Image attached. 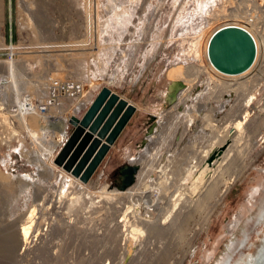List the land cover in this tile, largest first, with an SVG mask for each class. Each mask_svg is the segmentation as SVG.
<instances>
[{
	"label": "rangeland",
	"instance_id": "rangeland-1",
	"mask_svg": "<svg viewBox=\"0 0 264 264\" xmlns=\"http://www.w3.org/2000/svg\"><path fill=\"white\" fill-rule=\"evenodd\" d=\"M6 1L22 39L0 48V76L11 83L0 104V264H33L25 248L34 249V264H228L256 255L264 236V44L257 63L231 78L214 71L206 53L226 25L262 41L264 0ZM174 67L194 75L173 79ZM202 67L208 72L198 73ZM67 83L82 92L53 96ZM104 87L138 108L137 121L125 142L111 146L87 193L66 188L55 160L74 131L70 120L82 118ZM16 90L38 109L55 97L37 111L35 126L19 124ZM65 118L62 133L55 126ZM130 164L140 171L128 199L101 202L96 193L120 186V168ZM62 192L61 206L47 204ZM42 200L50 207L37 211L38 239L24 246L21 225ZM57 226L47 238L45 227ZM51 244L59 247L51 252Z\"/></svg>",
	"mask_w": 264,
	"mask_h": 264
},
{
	"label": "water",
	"instance_id": "water-1",
	"mask_svg": "<svg viewBox=\"0 0 264 264\" xmlns=\"http://www.w3.org/2000/svg\"><path fill=\"white\" fill-rule=\"evenodd\" d=\"M208 56L219 71L231 75L241 74L254 64L257 46L248 30L238 25H226L211 35ZM136 111L135 105L109 87H104L82 118H72L74 131L55 163L74 176L88 181ZM137 171V166H124L120 187L131 185Z\"/></svg>",
	"mask_w": 264,
	"mask_h": 264
},
{
	"label": "bare ground",
	"instance_id": "bare-ground-1",
	"mask_svg": "<svg viewBox=\"0 0 264 264\" xmlns=\"http://www.w3.org/2000/svg\"><path fill=\"white\" fill-rule=\"evenodd\" d=\"M207 8V7H206ZM208 8H210V7H208ZM206 12V11H205ZM234 17H236L235 15H233ZM255 16V15H254ZM246 17L248 18V19H250L249 20V24L250 25H255L254 24V22H253V20H252V18L251 17H249L248 15H246ZM239 26V25H238ZM250 32V31H249ZM251 34H252V36H253V38H254V40H255V42H256V46H257V56H256V59H255V62H254V64L252 65V66H254L256 63H257V61H258V59H259V55H260V48L262 47V45L264 44V35H261L262 36V41H261V39L260 38H258V35H256L255 33H253V32H250ZM203 35H204V29H200V31H199V34L194 38V42L192 43V47H191V50H193V51H195L196 52V57H198V55H199V50H198V47H199V43H201L200 42V40L202 39V37H203ZM209 42V41H208ZM209 44V43H208ZM208 44H207V49H208ZM5 47V44H4V42L2 41V42H0V48H4ZM206 55H207V59H208V61H209V64H210V66H211V68H213L214 69V71H217L220 75H223L224 77H228V78H231V77H235L236 75H239V74H236V75H231V74H226V73H223V72H221V71H219L212 63H211V61H210V59H209V56H208V51H207V53H206ZM4 66L6 67V68H8L9 70H11V71H13L14 69H15V62L14 61H8V62H4ZM193 68V67H192ZM203 68V69H202ZM202 68H199V70H197L198 71V73H200V74H202V73H207L208 72V69L206 68V67H202ZM187 72V73H186ZM216 72V73H217ZM199 74V75H200ZM191 75H194L193 74V71H191V68H186V70H184V68H182V67H174V69H172L171 71H170V74H169V76L171 77V78H173V79H179V78H182V77H185V79L187 80V78H189ZM241 75V74H240ZM212 77V76H211ZM9 78L10 77H6V76H4V75H1L0 76V104H4V100H6L7 98H9V93H10V90H9V88H10V81H9ZM211 79V81L213 82V83H215V85L219 88V87H225V88H228L223 82H225V81H222V80H217V79H215V77L213 76L212 78H210ZM179 85H177V89H179V90H181V89H183L184 88V85L182 84V83H178ZM238 84V85H237ZM237 84H235V85H237L234 89H238V88H241L242 87V83H237ZM191 86V85H190ZM189 88V86L187 85V89ZM111 89V88H110ZM112 90V89H111ZM217 90V89H216ZM17 91V94H16V98H17V104H15V106L14 107H18V111H19V113H18V115L20 116V118H19V124L24 128V127H28V120H29V125H30V123L32 124V126H35V124H36V121H37V118H35V115H38L37 114V111H40L41 109L42 110H46V107H48V105L49 104H51V102L52 101H54V99H55V97H56V92H61V93H63V91H64V93H66V94H68L69 96H71V97H75L77 94L79 95L81 92H82V87L80 86V85H76V84H67V85H63V87H59V89H55L54 91L55 92H53L54 94H53V96H55V97H53V98H49V99H51V100H47L45 103L43 102V107L41 108V109H38V107L41 105V103L39 102L38 104H34V106H36V107H33V105L31 104V103H28V102H23L22 100H21V97H20V92L18 91V90H16ZM56 93V94H55ZM175 94V93H174ZM244 95V93L241 95V96H243ZM5 98V99H4ZM250 98V97H249ZM255 99V96L254 97H252V98H250V102H249V104L253 101ZM246 102H247V100H246ZM133 104V103H132ZM134 105V104H133ZM248 105V103H246V106ZM11 108V107H10ZM13 111V110H12ZM16 111V110H15ZM41 112V111H40ZM4 114V113H3ZM39 114H41V113H39ZM2 115V114H1ZM5 115V114H4ZM3 115V116H4ZM10 115V114H9ZM8 115V116H9ZM6 117H7V115H6ZM4 118V117H3ZM5 120H6V118H4ZM72 120V119H71ZM71 120H70V122H71ZM245 120V119H244ZM57 122H58V120H56ZM66 121H67V118H65L62 122H60L59 124H56V126L55 127H57V126H59V130L60 131H62V133H64V132H66V129H67V124H66ZM11 123V122H10ZM238 123V125H237V128H240L241 127V125L243 124V122L241 121V122H237ZM7 124V123H6ZM155 126V125H154ZM21 127V128H22ZM15 128V127H14ZM155 128V127H154ZM153 128V129H154ZM153 129H152V131H151V133H149V134H152V133H154V131H153ZM15 131L16 132H18L19 131V129H18V126H16V128H15ZM42 134V133H41ZM38 136H39V133H37V134H32V138H38ZM53 136V135H52ZM152 139V138H151ZM104 142L103 143H105V139L103 140ZM54 154V153H53ZM53 154H52V152H51V154H50V156H53ZM56 164V163H55ZM57 165V164H56ZM130 165H134V166H137V168H138V171H137V173L134 175V177H133V182L131 183V185H128V186H124V187H120V186H118L117 185V188H115L114 190H110V188H108L107 186H105V187H103L104 188V191L103 192H99V193H96L97 194V198H99V200L102 202V201H104V200H108V201H112L113 199H115L117 196L118 197H120V198H122V199H128V197H127V195H125V192L128 190V189H131L132 187H134L135 186V184L137 183V180L139 179V174H138V172L140 171V167H138V165L137 164H130ZM60 166H58V168H59ZM61 168V170H60V172L62 171L65 175H66V177L64 176V178H65V180L67 181V184H69L68 186H65L66 188L68 187V188H70V186L71 187H73V188H76V189H78V190H81V191H83V192H86L87 193V191H88V188H87V186H93V184L90 182L91 180H92V178H90L88 181H84L83 179H81L80 177H76V176H74L73 174H71V173H69V172H67L66 170H64L62 167H60ZM62 173V175H64ZM138 174V175H137ZM68 175V176H67ZM120 178H121V176H120ZM63 180V179H62ZM74 180H76V181H74ZM121 180H122V178H121ZM80 181V182H79ZM81 181H82V183H81ZM91 183V184H87V183ZM98 182V181H97ZM64 184H65V181H64ZM143 183H140V185H142ZM63 187V186H62ZM82 187V188H81ZM143 187V186H142ZM59 189H60V187H59ZM71 189V188H70ZM109 189V192H107L106 190H108ZM68 190V189H67ZM59 191V190H58ZM71 191V190H70ZM66 192H68V191H66ZM65 192V193H66ZM111 192H113L114 194H111V195H109ZM58 193V192H57ZM64 192H62V194H60L59 196L60 197H58L57 198V196L56 197H54V199H51V200H47L46 202H47V204H50V205H52L51 203H52V201H53V204L54 205H56L57 207H59V206H61L63 203H64V199H63V194H65ZM70 193V192H69ZM74 193V192H73ZM92 192H91V190H89V193H88V195H91V196H93L92 194H91ZM76 201H80V198H76L75 199ZM45 200H42V202L41 203H39V202H37V203H35L37 206H36V208H33L32 210H30V217L27 219V220H24V222L22 223V229H21V235H20V238L22 237V239H23V241H24V246L25 245H29V244H32V243H34V242H36L37 241V239H38V234L37 235H33L34 234V231H33V229H34V226L36 227V225H35V218H36V215H37V211L39 210H47L49 207H50V205L49 206H45ZM93 207H97L96 206V204H95V202L93 201ZM32 206H34V205H32ZM71 206H68L67 208H68V210L69 209H73V208H70ZM78 210V209H77ZM76 210V211H77ZM35 212H36V214H35ZM74 212V211H73ZM35 214V215H34ZM260 219H259V221H258V223L260 222V220L262 221V223H264V210H263V213H262V215L259 217ZM261 223V224H262ZM33 224V227L31 226ZM40 224V223H39ZM258 225V224H257ZM32 229V230H31ZM250 237V236H249ZM14 242H15V240L13 239V238H10L9 240H7L6 241V245H7V247H6V249H8L9 247H10V245H11V247L10 248H12L13 246V244H14ZM242 243V245L244 246L245 245V241H243V242H241ZM25 248V247H24ZM42 249V248H41ZM43 250V249H42ZM251 255V254H250ZM247 256V257H241L242 258V262H241V260H237L236 262H233V263H231V262H229L228 264H264V236H263V240H262V244L260 245V247L258 248V251H257V253H256V255H251V256Z\"/></svg>",
	"mask_w": 264,
	"mask_h": 264
},
{
	"label": "crops",
	"instance_id": "crops-1",
	"mask_svg": "<svg viewBox=\"0 0 264 264\" xmlns=\"http://www.w3.org/2000/svg\"><path fill=\"white\" fill-rule=\"evenodd\" d=\"M13 13V7L8 3L6 0H0V41H13L16 38V35H22L21 29L20 32L15 29L14 23L10 19V16H12ZM32 38V37H31ZM22 39V38H21ZM138 108L137 111L134 113L132 116L130 122L128 123L127 127L124 129V131L121 133L120 137L118 138L116 145H119V143L125 142L127 138H129V134L131 131V124L132 126L135 124V120L137 121V113H138ZM134 123V124H133ZM122 167L120 168V170ZM115 182V181H111Z\"/></svg>",
	"mask_w": 264,
	"mask_h": 264
},
{
	"label": "built area",
	"instance_id": "built-area-1",
	"mask_svg": "<svg viewBox=\"0 0 264 264\" xmlns=\"http://www.w3.org/2000/svg\"><path fill=\"white\" fill-rule=\"evenodd\" d=\"M67 84H68V83H67ZM67 84H65V85H67ZM69 84H71V83H69ZM72 84L80 85V84H77V83H72ZM61 87H63V85H62ZM45 223H46V222H44L43 224H45ZM59 229H60V226H57V227H50V228L45 227V231L48 232V234H47V238H48L49 235L51 236L54 232L58 231ZM56 247H59V246H57V245H55V244H53V245L51 244L50 251L52 252V248H56ZM29 253H33L34 256H35V258H36V254L34 253V249H31V250H30L29 248H25V249L22 250L21 255H23L24 257H26ZM52 255H53V253H52ZM55 255H56V254H55ZM35 258H34V260L32 261L33 264H34V261H36ZM122 262H123V260L120 261L119 263H120V264H123ZM102 264H111V262H110V261H106V262H104V263H102Z\"/></svg>",
	"mask_w": 264,
	"mask_h": 264
}]
</instances>
